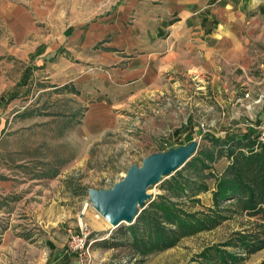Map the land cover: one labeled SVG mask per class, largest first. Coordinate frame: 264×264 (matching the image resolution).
I'll list each match as a JSON object with an SVG mask.
<instances>
[{
  "label": "rangeland",
  "instance_id": "rangeland-1",
  "mask_svg": "<svg viewBox=\"0 0 264 264\" xmlns=\"http://www.w3.org/2000/svg\"><path fill=\"white\" fill-rule=\"evenodd\" d=\"M3 1L0 178L15 175L22 189L16 194L22 211L11 224L20 221L22 232L36 235L18 253L24 260L52 261L66 253L71 264H133L136 257L125 258L122 248L104 243L129 224L113 228L101 221L96 226L93 219L100 214L89 191L112 188L145 157L187 144L188 132L196 141L195 155L209 145L205 136L224 139L248 127L259 134L264 127V54L242 68L215 69L203 67L197 57H180L158 75L139 77L128 65L138 52L132 16L120 20L124 31L105 34V16L126 0L111 6L103 3L111 0ZM176 129H181L178 135ZM227 163L222 158L212 168L220 173ZM172 175L148 187L139 212ZM208 183L213 189V181ZM201 194L203 207L209 206V191ZM254 220L235 215L217 228L183 237L175 247L148 254L142 264L195 263L207 245L237 230L255 232ZM83 224L91 243L81 258L67 252L66 245ZM227 249L239 256L235 264L264 262V247L251 253Z\"/></svg>",
  "mask_w": 264,
  "mask_h": 264
},
{
  "label": "trees",
  "instance_id": "trees-1",
  "mask_svg": "<svg viewBox=\"0 0 264 264\" xmlns=\"http://www.w3.org/2000/svg\"><path fill=\"white\" fill-rule=\"evenodd\" d=\"M180 132L175 130L177 135ZM192 138L188 132L184 142ZM203 138L209 145H203L163 183L161 193L139 212L133 224L119 227L112 239L104 240L106 245L122 248L125 258L136 257L133 264H142L148 254L175 247L183 237L212 230L224 220L244 215L255 219V232L237 230L223 242L207 245L192 264H235L239 256L227 247H242L246 253L264 247V140H259L252 127L224 139ZM222 158L228 163L217 173L212 165ZM205 191H210L212 197L207 207L199 197Z\"/></svg>",
  "mask_w": 264,
  "mask_h": 264
},
{
  "label": "crops",
  "instance_id": "crops-1",
  "mask_svg": "<svg viewBox=\"0 0 264 264\" xmlns=\"http://www.w3.org/2000/svg\"><path fill=\"white\" fill-rule=\"evenodd\" d=\"M117 1L103 3L111 6ZM113 10L105 16V34L119 28L124 31L120 20L132 16L138 52L128 65L136 68L139 77L158 75L180 57H197L203 67L215 69L220 65L242 68L264 54V0H126ZM15 177L0 178V264H71L66 253L52 261L41 257L24 260L18 253L36 235L22 232L20 221L11 224L22 211L16 195L22 189ZM11 240L14 242L9 244ZM52 242L47 243L53 246Z\"/></svg>",
  "mask_w": 264,
  "mask_h": 264
},
{
  "label": "water",
  "instance_id": "water-1",
  "mask_svg": "<svg viewBox=\"0 0 264 264\" xmlns=\"http://www.w3.org/2000/svg\"><path fill=\"white\" fill-rule=\"evenodd\" d=\"M196 141L174 150L145 157L141 165H132L127 175L112 188L90 190L89 201L100 215L109 219L115 228L123 223L133 224L139 215L138 204L143 206L149 197L148 187L163 175H172L195 154Z\"/></svg>",
  "mask_w": 264,
  "mask_h": 264
},
{
  "label": "built area",
  "instance_id": "built-area-1",
  "mask_svg": "<svg viewBox=\"0 0 264 264\" xmlns=\"http://www.w3.org/2000/svg\"><path fill=\"white\" fill-rule=\"evenodd\" d=\"M259 140H264V127L261 128V132L258 134ZM89 230L86 224L80 225L78 232L71 234L67 243V252L77 253L81 258L83 254L90 247V237L88 238Z\"/></svg>",
  "mask_w": 264,
  "mask_h": 264
},
{
  "label": "bare ground",
  "instance_id": "bare-ground-1",
  "mask_svg": "<svg viewBox=\"0 0 264 264\" xmlns=\"http://www.w3.org/2000/svg\"><path fill=\"white\" fill-rule=\"evenodd\" d=\"M86 211V210H85ZM87 212V211H86ZM84 213V212H83ZM93 216V215H92ZM96 217L93 219V222L96 226H100L101 225V221L105 222L104 224L108 225V227H115V225L109 220V219H106L104 216L103 218H101L102 216L101 215H98L96 214L95 215ZM102 222V223H103Z\"/></svg>",
  "mask_w": 264,
  "mask_h": 264
}]
</instances>
